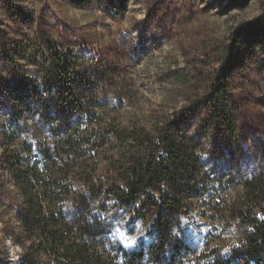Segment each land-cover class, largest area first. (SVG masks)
Masks as SVG:
<instances>
[{
    "label": "trees",
    "instance_id": "1",
    "mask_svg": "<svg viewBox=\"0 0 264 264\" xmlns=\"http://www.w3.org/2000/svg\"><path fill=\"white\" fill-rule=\"evenodd\" d=\"M40 38L31 43L51 93L37 88L1 102L9 117L0 131V204L15 208L3 229L22 248L17 264H264V170L241 172L240 191L227 198L231 181H212L204 143L186 123L187 113L201 114L217 152L254 124L240 88L251 62L264 69V13L186 50L174 77L187 110L151 124L126 116L120 97L99 98V89L85 100L84 65L112 76L114 69L83 62L43 31ZM4 50L20 75L9 59L19 53ZM106 88L113 96L124 90L118 80ZM258 99L264 106V95ZM196 202L213 228L199 232L184 221Z\"/></svg>",
    "mask_w": 264,
    "mask_h": 264
},
{
    "label": "rangeland",
    "instance_id": "2",
    "mask_svg": "<svg viewBox=\"0 0 264 264\" xmlns=\"http://www.w3.org/2000/svg\"><path fill=\"white\" fill-rule=\"evenodd\" d=\"M263 3L264 0H0V131L6 133L2 131L3 123L9 117V110L1 106L6 97L30 94L37 88L45 95L51 93L52 88L47 87L48 81L41 75L43 66L37 49L31 43L41 39L42 31L56 42V47L78 53L83 62L94 58L114 69L112 76L83 64L78 94H87L85 100L91 99V91L99 89V98L120 97L127 106L123 110L126 116L141 117L151 124L166 115L179 117L187 110V102L175 91L174 77L175 71L185 65V51L200 47L205 34L223 36L260 17ZM17 43L23 46L21 52L15 47ZM4 48L19 53L17 60L16 55L9 59L17 61L20 75L16 76ZM246 71L240 89L254 124L245 127L243 137L230 142V150L216 151L219 148L215 141L204 135L201 114L186 116L190 131L204 143V167L212 181H231L226 186L230 190L224 192L227 198L240 191L241 172L249 171L252 176L264 170V119L255 117L264 110L258 99L264 95V69L251 62ZM120 72L122 76L118 77ZM117 80L124 90L113 96L111 88L106 87ZM105 89L109 91L105 93ZM2 146L0 140V155ZM219 173L224 175L221 180ZM202 211L203 206L196 202L184 217L199 232L213 228V221L204 219ZM14 213L15 208L8 211L0 204V264H17L22 253L11 233L3 229L6 216ZM14 226L17 228V223ZM220 226L236 231L230 224Z\"/></svg>",
    "mask_w": 264,
    "mask_h": 264
}]
</instances>
